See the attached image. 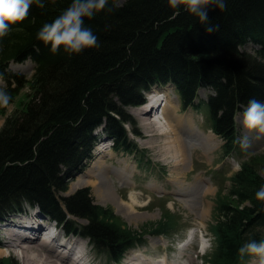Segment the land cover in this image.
Returning <instances> with one entry per match:
<instances>
[{"label":"trees","instance_id":"trees-1","mask_svg":"<svg viewBox=\"0 0 264 264\" xmlns=\"http://www.w3.org/2000/svg\"><path fill=\"white\" fill-rule=\"evenodd\" d=\"M221 11L209 6L207 24L167 0H109L108 7L85 19L100 47L69 56L37 39V32L60 15L71 0H42L29 17L0 39V80L9 97L28 85L23 107L0 127V222L8 215L39 209L66 232L86 238L110 259L120 260L133 242L125 239L106 210L87 189L61 196L69 180L93 157L102 137L114 149L127 145V108L145 103L152 88H174L180 109H207L209 129L222 141L223 154L236 152L234 116L250 100L264 102V0H224ZM251 44L253 53L242 48ZM29 60L30 79L9 68ZM207 90L199 99V90ZM99 129V130H98ZM135 133V130L132 129ZM264 158H251L229 180V195L217 205L212 226V264H241L240 247L264 240ZM71 217V218H70ZM78 220V221H77ZM84 221V222H79ZM0 264H18L0 258Z\"/></svg>","mask_w":264,"mask_h":264},{"label":"rangeland","instance_id":"rangeland-1","mask_svg":"<svg viewBox=\"0 0 264 264\" xmlns=\"http://www.w3.org/2000/svg\"><path fill=\"white\" fill-rule=\"evenodd\" d=\"M122 1L115 0L118 4ZM253 48L249 44L242 49L253 53ZM9 68L20 72L26 79H30L34 71V65L29 60L19 64L11 63ZM2 87L4 83L0 80V91H3ZM170 94L175 96L174 102L169 106L173 111L171 110L170 115L166 116L172 114L178 115L179 118L182 116L183 123L179 127L174 126L172 130L165 120L163 121L164 126L160 123L161 108L158 109V113L150 112L151 117H148L150 119L158 117V122L155 121L158 124L154 123L150 128L142 126L141 118L144 115L137 116L133 113L136 110L145 109L147 102V97H145L146 101L143 105L127 108V113L132 118V124L123 125L127 132V145L115 150V143L111 138H102L94 148L93 157L87 166L69 180L67 191L61 194V196H67L78 189H87L93 202L106 210L104 216L107 220L115 224L125 239L133 242L122 258L114 261L104 251L94 248L87 242V239H82L75 233L66 232L70 234L65 238L76 239L78 242L76 253L85 249L89 254L91 264H139L150 261L154 264H212L210 258L215 251L212 226L220 218L217 211L218 203L229 195L231 186L229 178L236 170H239L243 162L251 158H264V134H258L255 130H249L244 126L243 113L245 110L237 112L234 117L238 132L236 152L231 158L225 157L222 148L223 141L209 130L207 109L201 107L196 111L190 108L182 111L174 88L170 90ZM207 94V90L201 89L197 96L199 99H205ZM29 95L30 89L26 85L9 97L8 106L0 108V127L6 116L23 107ZM153 113L156 114L155 117ZM190 118V127H186L184 120H190ZM163 132L167 134L161 135ZM176 134L181 143L180 146L176 145L174 138ZM209 142L212 148L209 147ZM109 143L111 147L107 148ZM101 145H106L105 148H107L103 157L101 154L97 155L96 152V148ZM97 158L99 160H96ZM102 159L111 169L113 167L122 168L129 175V185L119 183L112 173L107 174V177H110L111 181L109 187L120 202L128 204L131 202L128 198L129 193L137 194L135 196L137 205H133L132 212H126L124 210L126 207L117 203L116 200L100 203L99 197L95 194L98 186L94 179L96 185L85 182L80 186L74 185L78 181H89L90 178L85 171L94 160H96L94 166H98L97 164H100ZM102 167L105 168V165ZM260 168L261 176L264 177V166ZM152 184L158 190L148 187ZM31 210L27 213L29 216L35 214ZM14 217L11 220L22 218ZM47 225L51 226L53 223L47 221ZM57 227L58 231L63 233V223L58 222ZM6 236L4 225L0 224V248L6 251L4 255H0V258L8 257L16 260L18 264H23L20 252L14 249L12 252L7 247ZM201 246L203 253L200 251ZM241 264H258V260L254 256L247 255Z\"/></svg>","mask_w":264,"mask_h":264},{"label":"bare ground","instance_id":"bare-ground-1","mask_svg":"<svg viewBox=\"0 0 264 264\" xmlns=\"http://www.w3.org/2000/svg\"><path fill=\"white\" fill-rule=\"evenodd\" d=\"M169 89L170 90L172 89L171 85L169 86L166 85V87L164 86L160 88V90L157 88L154 89L152 88L151 91L147 93V102L145 103V109L143 108V110L140 111L136 110V112L133 111L134 112L133 114H136L137 116H139L140 114L144 115L141 118L142 126L145 127L149 126L150 128L152 124L154 123L158 124L157 123L158 117H156L157 119H150L148 117H151V114H149L150 112L156 111L158 113L159 108H161L162 110L161 111L162 117H160L161 120L160 123L162 125L164 123L163 121L165 120L167 124L172 127L173 130L174 126L179 127L181 123H183V120L181 119L182 116H180V118L178 117V115L175 114H172L171 116L168 117L166 116V115H170L169 112L172 109H170L169 106L172 104V102H174V98H175V96L170 94ZM155 115L156 114H154V117ZM146 119H148V121ZM184 122H185V126L188 127L190 125L191 118L190 120L187 119L184 120ZM173 123L175 125H173ZM166 134L167 132L161 133V135H166ZM177 136L178 135L176 134V136L174 137L176 139V145L180 146L181 143L177 139L178 138ZM209 144H210L209 147L212 148L210 142ZM107 145H108L107 148L111 147L110 143ZM105 146L106 145H101L96 148L97 155L101 154L102 157L105 155V153L107 152V150H105L107 149L105 148ZM96 160H99V158H97ZM94 161L92 162L91 166L85 171V174L90 178V180L91 179L92 180L78 181L77 183L75 182L74 185L80 186L83 184V182H85L86 184L96 185V183L93 181L94 179L97 182L96 186H98L95 189V194L99 197L100 203H104L105 201L107 202L108 200L110 201L116 200L117 203H119L120 205H124V207H126L124 209L126 212L128 213L132 212L134 208L133 205H137L136 197H135L137 194L135 192L129 193L128 198L131 202L128 204H125L124 202H120L119 199L115 197L113 190L109 187L111 181H110V177L109 178L107 177V174L112 173V175H114V177L118 179L119 183L121 182L123 185L125 184L129 185L130 183L129 175H127L122 168H118V167L115 168L111 166L113 167L111 169L109 165L108 166L106 165L104 159H102L100 164H97L98 166H94V164H96L94 163ZM102 165H105V168H103ZM148 187L152 190H158L156 186L153 184L149 185ZM31 211H34L35 214H32L30 216L28 214H20V215L13 214V215H8L7 217L1 219L3 220L2 224L4 225L5 233L7 235L6 236L7 241L5 243L7 247L11 249L10 251L14 252V250H16L20 252L21 255L20 257L23 264H91L89 263L90 261L89 254L85 249L79 250L80 251L79 255L72 260L71 259L72 254H74L76 248H78L76 246L78 245L76 239L73 240V239L65 238L67 234L65 233L64 230L63 233L58 231V227H56L54 230L50 228L51 226L47 225V220L44 214L37 208H33ZM14 216H18L22 218L18 220H11L15 218ZM49 232H52V234L49 235ZM5 252H6L5 250L0 248V255H4ZM139 264H154V263L150 261Z\"/></svg>","mask_w":264,"mask_h":264},{"label":"clouds","instance_id":"clouds-1","mask_svg":"<svg viewBox=\"0 0 264 264\" xmlns=\"http://www.w3.org/2000/svg\"><path fill=\"white\" fill-rule=\"evenodd\" d=\"M55 2V0H53ZM168 6L179 14V7L198 18L201 24H207L205 31L213 32L218 26L209 22L208 8L215 6L225 10L224 0H167ZM43 8L42 0H0V39L8 35L11 26L26 20L32 5ZM109 0H71V4L50 23H45L37 32V39L45 45H50V52L57 54L62 48L71 56L80 54L84 49L100 47L98 36L85 25V19H94L96 14L105 10ZM112 11V7H108ZM9 96L0 91V108H6ZM243 124L249 130L264 134V102L250 100L243 113ZM241 255H251L257 258L258 264H264V240H251L239 249Z\"/></svg>","mask_w":264,"mask_h":264}]
</instances>
